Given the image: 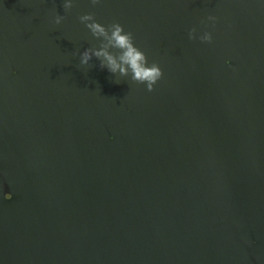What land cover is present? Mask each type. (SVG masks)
I'll return each instance as SVG.
<instances>
[{"label": "water", "instance_id": "obj_1", "mask_svg": "<svg viewBox=\"0 0 264 264\" xmlns=\"http://www.w3.org/2000/svg\"><path fill=\"white\" fill-rule=\"evenodd\" d=\"M0 264H264V3L0 0Z\"/></svg>", "mask_w": 264, "mask_h": 264}, {"label": "clouds", "instance_id": "obj_2", "mask_svg": "<svg viewBox=\"0 0 264 264\" xmlns=\"http://www.w3.org/2000/svg\"><path fill=\"white\" fill-rule=\"evenodd\" d=\"M264 3V0H260ZM210 20L215 23L216 17L209 16ZM82 20L88 21L93 20L92 23L88 24V28L93 32L94 35L105 36L109 40V44L120 50L119 55H113L107 50V46H102L96 50H85L81 56V63L87 64L93 55L97 58H102L101 67H106L109 72L115 74L120 72L122 75L131 72L133 80H136L146 86L148 91H152L156 83L162 78L163 71L159 64L148 63L147 56L145 53L136 47L133 42L131 33L125 31L123 25L119 22L112 24V30L110 35L108 34L105 26L99 22L94 21L91 14H86L81 17ZM59 18L57 23H59ZM201 39L207 43H211L213 40L212 32H206ZM227 61V64H230ZM11 198V193L6 199Z\"/></svg>", "mask_w": 264, "mask_h": 264}]
</instances>
